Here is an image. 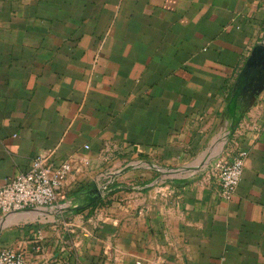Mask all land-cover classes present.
<instances>
[{"label": "crops", "instance_id": "0c3cea01", "mask_svg": "<svg viewBox=\"0 0 264 264\" xmlns=\"http://www.w3.org/2000/svg\"><path fill=\"white\" fill-rule=\"evenodd\" d=\"M262 41L264 0H0V186L37 156L73 166L61 206L0 216V249L264 264V91L227 146L248 152L236 193L207 173Z\"/></svg>", "mask_w": 264, "mask_h": 264}, {"label": "built area", "instance_id": "2783aa9c", "mask_svg": "<svg viewBox=\"0 0 264 264\" xmlns=\"http://www.w3.org/2000/svg\"><path fill=\"white\" fill-rule=\"evenodd\" d=\"M248 152L237 148L226 151L213 163L208 172L217 180L223 198H231L238 189L245 171ZM73 170L71 161L58 162L48 156L35 157L29 170L10 178L0 186V216L41 209H55L66 199L64 187ZM40 249V248H39ZM22 248L0 249V264H26Z\"/></svg>", "mask_w": 264, "mask_h": 264}, {"label": "water", "instance_id": "95a60500", "mask_svg": "<svg viewBox=\"0 0 264 264\" xmlns=\"http://www.w3.org/2000/svg\"><path fill=\"white\" fill-rule=\"evenodd\" d=\"M264 91V41L256 44L237 77L230 102L225 110L226 130L220 147L211 160L216 161L227 149L239 121L256 96ZM219 142V143H220ZM214 148H216V143ZM216 150V149H214Z\"/></svg>", "mask_w": 264, "mask_h": 264}, {"label": "rangeland", "instance_id": "374dc122", "mask_svg": "<svg viewBox=\"0 0 264 264\" xmlns=\"http://www.w3.org/2000/svg\"><path fill=\"white\" fill-rule=\"evenodd\" d=\"M244 67V66H243ZM243 69V68H242ZM242 71V70H241ZM237 80V79H236Z\"/></svg>", "mask_w": 264, "mask_h": 264}]
</instances>
